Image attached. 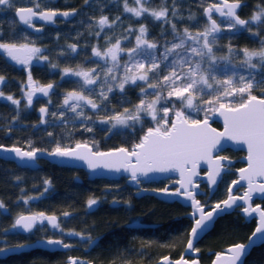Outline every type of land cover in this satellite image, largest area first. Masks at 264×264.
<instances>
[{
  "label": "snow or ice",
  "instance_id": "1",
  "mask_svg": "<svg viewBox=\"0 0 264 264\" xmlns=\"http://www.w3.org/2000/svg\"><path fill=\"white\" fill-rule=\"evenodd\" d=\"M149 2L150 0H134L138 7H130L128 0H123V11L131 13L132 17L137 20L147 15L164 24L171 23L173 39L166 41L163 45L153 43L148 39L147 28L141 23L138 30L133 29L131 25L125 30L130 34L123 37L124 41H128V45H124L120 38H116L106 41L103 50L98 46H93L91 56L95 66L90 71L63 68L61 79L76 77L79 80L76 81L78 90L74 89L66 93L62 107L75 114L73 120L76 118L93 120L91 114L85 113V108H90L92 113L96 114L104 111L105 115L99 123L107 125L103 130L109 134H127L134 131L136 125L143 126L145 116L150 117L155 126L147 128L132 150L121 147L112 151H94L89 144L77 142L74 147H64L56 143L53 149L45 151L50 157L59 160L82 162L92 172L104 170L129 173L131 181L137 185H141L146 179H151L154 174L179 172L180 180L177 183L180 187L177 190L170 191L165 187L158 191L166 196H183L191 201V206L196 209V212L192 213L194 226L188 240L189 249H193V239L214 219V214L232 208L238 200L248 204V207L243 208L245 214L251 216L257 213L259 217L258 226L249 238V245H254L257 240L264 242V209H261L259 205L252 207L249 203L254 193H259L261 197H264V97L252 94L254 86L264 84V42H261L259 50H242V67L245 74L234 72L225 77L219 76L217 69L221 66V62L231 65L230 57L233 52L229 45L228 56L218 58L214 48L217 41L222 38V25L218 24L212 15L215 12L219 17L227 18L228 22L223 27L228 31H239L240 29L248 31L251 30L252 24L264 26L261 24L264 20V8L255 11L250 20H244L237 15V9L240 7L239 0L231 3L229 0L211 3L204 10L209 22L208 26L196 35H192L187 28L183 33L178 32L176 24L168 19L167 6L161 10H155L146 7ZM88 3L89 0H85V4ZM0 6L11 9L16 7L15 0H0ZM39 7V2L34 7H16V17L27 28L40 32L42 28L35 27L34 19L55 23L54 18L57 15L68 18L76 14L75 10L59 13L52 9L37 11ZM178 14L175 8L171 12L173 18ZM120 20L121 18L117 16L110 22L107 15H102L97 21L99 32L95 35L99 37L101 33H104L105 28L112 29ZM106 35L109 34L106 33ZM132 35H134V45L131 40ZM69 47L72 53L77 52L75 44ZM0 52H3L6 58L15 64L26 67L31 66L34 60L37 62L49 60L48 54H45L42 48L27 42L21 43L15 39L11 41L0 39ZM50 66L57 67L55 63ZM231 66L235 67V65ZM98 68L99 71H97ZM257 75L261 77L259 80H257ZM3 81L4 77L0 76V82ZM28 81V87L31 89L26 92L28 106L32 105L36 92L47 97L55 87L51 83L47 86L35 85L30 71ZM126 85L140 88L138 104L131 109L125 107L119 113L107 111L106 104L103 108L101 107V104L109 101L110 94L116 91L122 95L125 94ZM149 89L152 91L149 92ZM236 95L242 97L238 103L231 99ZM3 96L4 93L0 90V97ZM149 96L153 97L150 102H148ZM204 96L209 98L203 100V103L213 106L207 111H214L223 117V131L210 127L207 119L200 121L191 118V111L201 110L197 104H194V101ZM93 97L100 98L101 103L95 102ZM173 98L180 101L179 107ZM6 99L14 105L20 104V101L11 95ZM169 101L172 103L169 104ZM217 102H219L218 107H215ZM174 109V119H170L169 114ZM184 109H188L189 113L186 114ZM40 112L42 114L41 123H44L43 116L47 115L48 109L42 107ZM57 115L63 120L65 112L52 113L54 117ZM82 126L88 132L93 131L91 125ZM48 135L51 136L52 133L49 132ZM222 141L246 145L248 163L247 167L239 169V179L232 181V186L228 188V198L215 204L211 211L205 212L204 206L196 199V194L190 190L189 186L199 187L198 183H194L193 177L199 175L197 168L201 164L207 165V182L211 185L218 183L217 178L222 177L223 172L228 168V165L224 163L228 161V157L220 154L223 150ZM0 153L11 154L14 159L21 162L34 163L41 150L36 148L22 150L19 147L0 145ZM241 181L247 182V191L243 196L233 195V188ZM45 184L50 186L51 182L46 180ZM47 191L46 187L45 192ZM24 203L27 204L28 200ZM97 203L96 199H89L87 205L92 208ZM2 208L4 204L0 202V209ZM64 215L67 217L69 214ZM45 221L53 229L60 227L57 217L39 212L19 215L14 220L12 228L20 229L24 233H34L35 226L37 224L43 226ZM68 235H77L85 239L83 233L69 232ZM87 239L89 244L93 243L90 237ZM37 243L63 248L70 247L62 239L48 238L37 241ZM17 247L22 249L29 245L20 244ZM247 247L245 244L229 247L227 255L217 254L214 264H243L242 257L245 256ZM6 250L11 249L0 247V252ZM71 264H79V262L71 259ZM183 264H187V261ZM193 264L196 262L193 261Z\"/></svg>",
  "mask_w": 264,
  "mask_h": 264
},
{
  "label": "trees",
  "instance_id": "2",
  "mask_svg": "<svg viewBox=\"0 0 264 264\" xmlns=\"http://www.w3.org/2000/svg\"><path fill=\"white\" fill-rule=\"evenodd\" d=\"M216 1L150 0L146 7L161 10L167 6L168 19L176 24L178 32L183 33L187 28L191 34L196 35L208 26L204 8ZM239 1L245 3L238 13L247 20H250L255 11L264 8V0ZM37 2L40 3V7L45 5L49 8H57L74 5L80 6L82 13L86 11L85 0H15L16 7H32ZM119 6L117 4V12L120 13ZM16 7L7 9L0 6V33H2L0 39L4 41L15 39L22 42L24 39L23 29L14 16ZM174 8L179 13L175 18L171 16ZM102 13L104 11L101 9L92 16L84 15L82 23L85 31L93 24L90 23V19L92 22ZM140 23L146 24L149 39L158 45L173 39L171 23L164 24L147 15L137 20L132 15L124 14L123 20L117 22L116 26L122 29L121 33H124L127 26L134 27ZM261 24H264V20ZM221 37L214 48L218 58L228 55L229 45L232 47V52L239 54H243V49L256 51L260 49L261 42H264V26L252 24L251 30L241 29L237 33H222ZM74 40L76 42V38ZM230 60L237 68L241 59L237 60L233 55ZM1 61L2 57H0V73ZM5 67L8 69L11 66ZM260 78L257 75V80ZM252 94L264 97V84L254 86ZM139 99L140 88L130 87L125 94L117 93L114 99L104 103L107 105V111L119 113L125 107L133 108L139 103ZM231 99L238 103L242 97L236 95ZM85 113L91 114L93 120L83 118L73 120L75 114H69L64 115L63 120L57 116H43L44 123H41L42 116L18 115L12 106L0 101V144L22 146L28 150L36 148L50 151L56 143L64 147H72L77 142H86L96 151L121 146L132 149L147 128L154 127L149 118L144 117L143 126L136 125L134 131L127 134H109L103 130L107 125L99 123L105 115L104 111L96 114L89 110ZM169 118L173 119L174 115ZM197 119H202L201 115ZM82 125H91L93 131H86ZM49 132L52 133L51 136L48 135ZM40 163L39 168L30 169L0 159V202L4 204V208L0 209V247L21 244L42 237L62 238L64 242H70L77 247L53 252L34 249L0 259V264H65L73 256L85 257L93 264H153L165 255L177 258L182 254L192 222L184 216L188 207L176 197L162 199L153 194L138 195V190L128 183L125 176L92 179L83 169L63 167L43 159ZM231 178V176L225 177L210 199L201 196L202 203L223 199ZM46 180L51 182L50 186L45 184ZM173 182L168 179L162 180V184L156 188L163 189L169 186L171 190H176ZM46 187L47 192H45ZM89 199L100 201L99 207L92 212L87 210ZM25 200H28L27 204L24 203ZM260 202L264 205V200ZM29 212L57 215L60 220L59 229H51L47 224L36 226L34 233L28 234H21L13 229L14 220L19 215ZM65 213L69 215L66 217ZM133 220L157 223V226L132 230L127 227V223ZM255 224L254 221H246L237 210L218 218L213 229L197 245L200 261L204 264L210 263L214 255L223 247L246 241ZM69 232L83 233L85 239L77 235H68ZM97 236H101L98 243L86 251L85 248L89 245L87 238L93 239ZM245 264H264V244L254 248Z\"/></svg>",
  "mask_w": 264,
  "mask_h": 264
},
{
  "label": "flooded vegetation",
  "instance_id": "3",
  "mask_svg": "<svg viewBox=\"0 0 264 264\" xmlns=\"http://www.w3.org/2000/svg\"><path fill=\"white\" fill-rule=\"evenodd\" d=\"M54 1H57V0H54ZM97 1H99L100 3H97ZM108 1L109 0H89V3L84 5V9L86 7V11H84V13H82V9L80 6H74V5L59 6L57 8H49L48 6H45V5L43 7H39V9H36L37 11H43L45 9H52V10H57V11L76 10V14L70 19H64L59 16L56 17L54 19L55 23H48V22H44L40 20H34L35 27L42 28V31L40 32H37L35 30H29L28 28L20 24L15 17L19 26L23 29V32H24V39L22 40L21 43L27 42V43L34 44L35 46L42 48L45 54H48L49 60L40 61V62H37L34 60L31 66L26 67V66L15 64L14 62L10 61V59L6 58V55L3 52H0V57H2V61H1L2 62V72L0 73V76L4 77V81L0 82V90H2L4 93V96L0 97V101L12 106L15 110V113L18 115L30 114V115H35V116H42L40 112V109L42 107H45L48 109L47 115H44L45 117L52 116L53 112L59 113L61 111H64L65 115L74 114V113L66 111L62 107L63 97L66 95L68 91H72L74 89L78 90V85L76 81H78L79 78L64 77L63 79H61L63 68L70 67L73 70L90 71L91 68L95 66L92 62L93 58L91 56V48L93 46H98L101 50H103L105 48L106 41H112V40H115L116 38H120L123 41L124 45H128V41H124L123 37L126 35H130L129 33L125 31L129 26L125 28L124 33H121L122 31L121 28L114 25L112 29L105 28L104 33H101L99 37L95 35L96 32H99L97 21L102 15H107L109 17L110 22L114 20L117 16H119L121 20H123L124 14L131 15V13H125L123 11L124 7L122 5L119 6L120 13L117 12V4L116 5L111 4V3H108ZM218 2L219 1L217 0L214 3H218ZM101 9L104 11V13L97 16L95 20H92V22L90 19V23H93V24L91 27L87 28L85 31V29L83 28V23H82L84 21V18H83L84 15L92 16L95 12L97 11L99 12ZM14 16H15V11H14ZM213 17L217 20L218 24L222 25V28L224 29L223 33H233L234 30L228 31L225 27H223V25L227 24L228 22L227 19H223L215 15H213ZM143 25L147 28L146 24L143 23ZM131 27L133 28V26ZM147 32H148V28H147ZM106 33H108L109 35H106ZM118 33H120V35H118ZM75 38H76V42L74 40ZM148 39H149V35H148ZM131 40H132V44H134L133 35L131 36ZM149 40L153 43H156L155 41L151 39ZM72 44H75L77 46L76 53L71 52V49L69 46ZM52 63H55L57 67L52 68L50 66ZM6 65H9L11 67L6 69L5 67ZM99 70L100 69L98 68L97 71ZM29 71L32 77V81L34 82L35 85L47 86L50 83L55 85L54 89L50 92L49 96L47 97L43 96L39 92H36L35 95L33 96V103L31 106H28L27 96H26V92L31 90L28 87ZM130 87L135 88L137 86L126 85V90ZM117 93L119 92L116 91L110 94V99H114ZM9 95L13 96L14 99L19 100L20 104L17 106V105L12 104L11 101H8L6 97ZM93 99L98 104L101 103L100 98L93 97ZM104 104L105 103L101 104L102 108ZM89 110L91 109L85 108V111H89ZM213 112L214 111L206 113L204 118L211 116ZM57 117H59V115H57ZM198 120H201V119H198ZM212 124L216 126L217 128L222 127L221 124L215 120L212 122ZM220 154L228 158H231V159H236V162L231 166L232 170L230 172H226L223 174L222 179L219 182L217 189L215 190V192L218 190L221 182L223 181L225 177L231 176L232 177L231 181L227 184V187H226L227 193H228V188L231 182L236 178L235 170L244 165V163L241 161V158L244 156V151H241V150L235 151L233 149L227 148L224 151H222ZM237 164H241V166H237ZM201 172L203 173L205 172V170L202 169ZM167 179L171 181L176 180V178H167ZM167 179H160V180L152 181V182L144 181L139 186V188L134 187L132 185L131 186L137 189L138 191L143 188L157 189L156 186L161 185L162 180H167ZM200 188L206 191L205 193H202L197 196V198L200 201H201L200 199L201 196H206L208 199H210V197H212L213 194L215 193L214 192L210 196L209 190L207 188V184L204 182L200 183ZM242 190L243 188L239 187L236 190V193H241ZM227 193H226V196H227ZM226 196L220 201L224 200ZM220 201H213V202H209L205 204H211V203H216ZM258 201H263V200H255L254 203H258ZM189 210L190 208L188 207L186 212H188ZM250 221H254L256 223L255 219H252ZM37 226H39V224ZM76 247H73V248H76ZM85 250L88 251L87 248H85Z\"/></svg>",
  "mask_w": 264,
  "mask_h": 264
},
{
  "label": "water",
  "instance_id": "4",
  "mask_svg": "<svg viewBox=\"0 0 264 264\" xmlns=\"http://www.w3.org/2000/svg\"><path fill=\"white\" fill-rule=\"evenodd\" d=\"M218 1L220 2V0H218ZM229 2L230 3L231 2H235V0H229ZM244 3L245 2H243V1H239L240 7L237 9V15L241 19L246 20L245 18H242L239 15V13H238L239 9L241 8V6ZM207 7H205V8H207ZM205 8H204V10H205ZM63 11H69V12H71L72 10H62V11H58V13L59 12H63ZM75 12H76V10H75ZM212 15L219 16L215 12H213ZM58 16L61 17V18H64V17H62L60 15H57L56 17H58ZM73 16L74 15H70L68 18H64V19H70ZM15 17H16V10H15ZM16 19L18 20L17 17H16ZM223 19H227V18H223ZM34 20H39V19L36 18ZM18 22H19V20H18ZM19 23L22 24L21 22H19ZM24 27H26V26H24ZM29 30H34V29H29ZM239 31L234 30L233 33H237ZM223 32H224V29L222 28L221 34ZM257 97H262V96H257ZM204 119H207L208 122H209V126L212 127V128H215L217 131H223L224 130L223 117H221L218 113L213 112L211 114V116L206 117V118H203L200 121H203ZM214 120L215 121H218L221 124L222 127L221 128H217L216 126H214L212 124V122ZM81 143H86V142H81ZM222 144H223V150L222 151H224L227 148L233 149L235 151H238V150L244 151V156L241 158V161L244 163V165L242 167H240V168H238V169L235 170V172H236V178L234 180H237V179H239V176H240L239 169L247 167V163H248L247 162V159H246L247 158V154H248L247 153V146L246 145H243V144H234L231 141H222ZM0 145H4L6 147H19L22 150H28V149L23 148L22 146H15V145L10 146V145H5V144H0ZM74 146H72V147H74ZM89 146H91V145L89 144ZM121 147H124V146H121ZM121 147L112 148V149H109V150H100V151H112V150H117V149H119ZM132 149H129V150H132ZM40 150H41V153H38V158H37V160L34 163L33 162H27V161L21 162V161H19L17 159H14L12 157V155L11 154H8V153H0V159L7 160V161H12V162H14L16 165H18L20 167L30 168V169H37V168H39L41 166L40 160L43 159V160H47V161H49L51 163L57 164L59 166L70 167V168H77V169H83V170H85L88 173L89 178H92V179L93 178H107V179H110V178H114V177L125 176L128 179V183L129 184H131L134 187H138V188L140 186V185H137L136 183H134V182L131 181L130 174L129 173H126V172H123V171H121L120 173H116V172H109V171H104V170H97L96 172H92L82 162L59 160V159H56L54 157H50L49 155H47V151L42 150V149H40ZM93 150H94V148H93ZM94 151H96V150H94ZM235 162H236V159L228 158V161L224 162L225 164L228 165V168H227V170L225 172H223V174L226 173V172H230L232 170L231 169V166ZM202 169H204L205 172L202 173L201 172ZM206 170H207V165L206 164H201L197 168V172L199 173V175L196 176V177H193L194 183H198L199 187L198 188H192L191 186H189L190 187V190H192L196 194V199L197 200H199L197 198L198 195L206 192L205 190H203V189L200 188V183L201 182H204V183L207 184V188L209 190V195L211 196L215 192V190L217 189V186H218L219 182L222 179V177H218L217 178L218 179V183L216 185L209 184L207 182ZM223 174H222V176H223ZM167 178H176V180H174V182L172 184L176 186V190L180 187L179 183H177V181L180 180V174H179V172H172V173H165V174H154V175L151 176V179H146L144 181L152 182V181H157V180H160V179H167ZM231 186H232V182H231V184H230L229 187H231ZM239 187H242L243 190L241 191V193H236V190ZM167 188H169V186ZM169 190L170 191H175V190H171L170 188H169ZM246 191H247V182L246 181H241L240 184L236 185L233 188L232 194L233 195H236V196H243ZM144 194L157 195L158 197H160L162 199H166V198H170V197H176V196H166V195L162 194L161 192H159L158 189H155V188H143V189H140L138 191V195H144ZM228 195H229V192L227 193V196H226L225 199L228 198ZM176 199H178L179 202H181L184 206H187V207L190 208V210L184 214V216L186 218H188V219H190L192 221V226H191V228H190V230L188 232V238H187V241H186L184 250H183L182 254L179 257H177V258H172L170 255H165V256L159 258L153 264H183L184 261H187V264H193V261H195L196 264H204L199 259V252L197 250L198 243L213 229V227L215 225V222L217 221L218 218H220L221 216H224L225 214L231 213L234 210H237L246 221H250L252 219H255V221H256L255 227H254L252 233L249 235V237L247 238L246 241L236 242V243H233V244H230L228 246L223 247L222 250H220L219 252H217L214 255V257L211 260V262L210 263H207V264H214V262L216 260L217 254H225V255H227L228 254L227 253L228 248L229 247H232L234 245H238V244H245L246 246H248L247 247V250H246L245 256L242 257L243 264H245V261H246L247 257L251 254V252L254 250V248L259 247L260 245L264 244V242H261V240H257V242L254 245H249V238L252 236L255 228L258 226L259 217H258V214L257 213H253L251 216H248L247 214H245V212L243 211V208L244 207H248V204H245L242 200H238V201L235 202V204L233 205L232 208L225 209L224 211L219 212L218 214H214V219L210 223H208L207 227L203 231H200L199 232V235L196 238L193 239V249H189L188 246H187L188 245V240L190 239L191 229L194 226L193 219H192V213L193 212H196V209H194L191 206V201L186 200L183 196L176 197ZM255 200H264V197H261V195L259 193H254L252 200L249 202L252 207H256L257 205H259L261 207V209H264V206H263L262 202L254 203ZM217 203H219V202L211 203V204H202L201 201H200V204L204 206V211L205 212L211 211L212 208ZM99 204H100V201H98L97 205H94L92 208H89L88 205H87V210L90 211V212H92V211L96 210L99 207ZM222 207H223V205H222ZM31 214H36V213H30L29 212V213H24L23 215H31ZM45 214L48 215V216H55V217H57V222H58V224L60 223L59 217L57 215H55V214H48V213H45ZM197 215H199V214L197 213ZM44 223H46L49 227H51V225H49L47 223V221H45ZM36 226H35V228H36ZM156 226H157V223H149V222H144V221H141V220H133V221L127 223V227L129 229H132V230H137V229H142V228H153V227H156ZM15 230L17 232L21 233V234H28V233H24L20 229H15ZM48 238H52V239H62V238H57V237H42V238H37V239L31 240V241H27V242L21 243V244L29 245V247H25V248H22V249H20V248L17 247V245H20V244L9 245V246H6L4 248L11 249V250L10 251L9 250H6L4 252H0V259H4V258H6V257H8L10 255L19 254V253H22V252H29V251H32L34 249H42V250H46V251L53 252V251H66L68 249H71V248L77 246V245H74V244H72L70 242H64V243H67V244L70 245V247H68V248H63L61 246H50V245H47L46 243L45 244H39V243H37V241L46 240ZM100 238H101V236H97V237L91 239L93 241V243L88 245L87 250L92 249L98 243V241H99ZM71 259H76L79 262V264H93L87 258L80 257V256L70 257L65 264H71ZM139 264H147V263H139Z\"/></svg>",
  "mask_w": 264,
  "mask_h": 264
},
{
  "label": "rangeland",
  "instance_id": "5",
  "mask_svg": "<svg viewBox=\"0 0 264 264\" xmlns=\"http://www.w3.org/2000/svg\"><path fill=\"white\" fill-rule=\"evenodd\" d=\"M108 3L115 4V5L116 4H119V5H122L124 7L123 0H109ZM128 5L130 7H138L134 3V0H128ZM140 26H141V24H138V25L134 26L133 29L138 30V28ZM192 35H195V34L192 33ZM133 39H134V35H133ZM233 55H235V57H237V60H240L241 59L239 61V64H237L238 65L237 68L236 67H232L231 66L232 64L231 65H228V64H225V63L221 62V66L217 69V73H218L219 76L225 77V76L231 75L234 72L237 73V74H245L244 73V69L242 67L243 54H239V53L233 51ZM162 67H163V65H162ZM148 91L151 92L152 90L149 89ZM166 94L167 93L165 92L164 95L166 96ZM208 98L209 97H207V96L198 97L197 100L194 101V104H197L201 110H199V111H191L190 112V116H191L192 119H197L199 117V115H201V117L204 118L205 117V113L211 112V111H207V109L210 108V107H213V106H210L208 104L203 103V100L208 99ZM151 99H153V97L152 96H149L148 97V102H150ZM173 100H174L175 104L177 105V107H179L180 106V101L175 100V98H173ZM224 102H227V101H224ZM171 103H172V101H169V104H171ZM218 103L219 102H217V104L215 105V107H218ZM174 111H175V109L173 110V112H170L169 116L174 115ZM184 111H185L186 114L189 113V110L188 109H184ZM160 114L162 115V113H160ZM145 117L146 118H149V120L151 121L150 117H147V116H145ZM151 123L154 124V122H152V121H151ZM154 126H155V124H154ZM258 202H260V201H258Z\"/></svg>",
  "mask_w": 264,
  "mask_h": 264
}]
</instances>
